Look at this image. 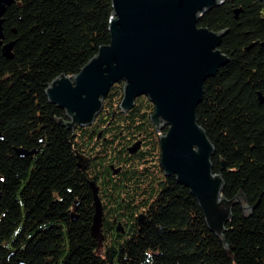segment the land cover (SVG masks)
<instances>
[{"label": "trees", "instance_id": "obj_1", "mask_svg": "<svg viewBox=\"0 0 264 264\" xmlns=\"http://www.w3.org/2000/svg\"><path fill=\"white\" fill-rule=\"evenodd\" d=\"M112 1L16 0L3 17L14 56L0 50V264H264V2L226 0L199 24L227 32L220 49L230 62L206 82L198 122L223 195L243 193L254 207L248 218L235 207L221 240L190 191L165 176L148 98L122 114L115 85L93 126L58 123L66 113L47 88L110 44ZM20 149L37 153L23 158ZM79 156L89 159L85 171Z\"/></svg>", "mask_w": 264, "mask_h": 264}, {"label": "water", "instance_id": "obj_2", "mask_svg": "<svg viewBox=\"0 0 264 264\" xmlns=\"http://www.w3.org/2000/svg\"><path fill=\"white\" fill-rule=\"evenodd\" d=\"M225 1L113 0L110 44L101 47L78 75H61L46 91L49 103L66 113L67 121L58 123L72 132L93 126L115 85H123L122 114H128L138 98H148L154 107L150 119L159 134L165 176L190 191L209 230L221 240L235 207L246 218L254 211L243 193L234 199L223 195V176L213 166L216 150L197 116L206 82L230 62L220 49L227 32L216 33L199 24L206 13ZM15 3L0 0V50L7 58H13L14 44H5L3 17ZM140 148L137 143L129 153L136 154ZM17 152L23 158L37 153ZM79 161L85 171L89 159L79 156ZM222 170H228L225 162ZM91 187L97 212L93 231L102 241L103 208L94 182ZM143 221L140 217V223Z\"/></svg>", "mask_w": 264, "mask_h": 264}, {"label": "flooded vegetation", "instance_id": "obj_3", "mask_svg": "<svg viewBox=\"0 0 264 264\" xmlns=\"http://www.w3.org/2000/svg\"><path fill=\"white\" fill-rule=\"evenodd\" d=\"M144 138H145V137H144ZM140 143H141V142H140ZM142 143H143V144L145 143V140H144V139H143ZM141 149H143V146H142V148H141ZM141 149H140V150H141ZM140 150H139V151H140Z\"/></svg>", "mask_w": 264, "mask_h": 264}, {"label": "rangeland", "instance_id": "obj_4", "mask_svg": "<svg viewBox=\"0 0 264 264\" xmlns=\"http://www.w3.org/2000/svg\"><path fill=\"white\" fill-rule=\"evenodd\" d=\"M120 86V85H119ZM158 134V133H157Z\"/></svg>", "mask_w": 264, "mask_h": 264}]
</instances>
